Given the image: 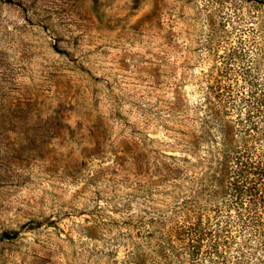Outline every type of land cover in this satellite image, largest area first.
Masks as SVG:
<instances>
[{
    "label": "rangeland",
    "instance_id": "obj_1",
    "mask_svg": "<svg viewBox=\"0 0 264 264\" xmlns=\"http://www.w3.org/2000/svg\"><path fill=\"white\" fill-rule=\"evenodd\" d=\"M0 264H264V0H0Z\"/></svg>",
    "mask_w": 264,
    "mask_h": 264
},
{
    "label": "trees",
    "instance_id": "obj_2",
    "mask_svg": "<svg viewBox=\"0 0 264 264\" xmlns=\"http://www.w3.org/2000/svg\"><path fill=\"white\" fill-rule=\"evenodd\" d=\"M237 189H239V187Z\"/></svg>",
    "mask_w": 264,
    "mask_h": 264
}]
</instances>
